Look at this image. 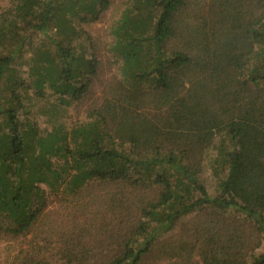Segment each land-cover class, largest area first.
<instances>
[{
    "label": "trees",
    "instance_id": "1",
    "mask_svg": "<svg viewBox=\"0 0 264 264\" xmlns=\"http://www.w3.org/2000/svg\"><path fill=\"white\" fill-rule=\"evenodd\" d=\"M128 2L100 95L111 0L1 9L5 263L264 264V0Z\"/></svg>",
    "mask_w": 264,
    "mask_h": 264
},
{
    "label": "rangeland",
    "instance_id": "2",
    "mask_svg": "<svg viewBox=\"0 0 264 264\" xmlns=\"http://www.w3.org/2000/svg\"><path fill=\"white\" fill-rule=\"evenodd\" d=\"M128 3V0H111V5L100 15L97 21L84 23L81 26L90 36L91 43L95 46L94 48H96V53L100 60L99 75L93 87V91L97 95L101 94L106 84L115 79L118 81L122 77L121 69H119L121 63L116 61L115 56L110 51L113 41L111 30L121 18ZM12 4L13 0H0V13L2 8H10ZM91 104L92 101H87L81 109L79 107L70 109L66 115V121L70 123L75 120L84 119L92 106ZM36 115L38 116V114ZM38 121L42 127L47 124L46 118L43 116H39ZM10 243V238L0 232V264H8L7 262L5 263V258L6 249Z\"/></svg>",
    "mask_w": 264,
    "mask_h": 264
}]
</instances>
